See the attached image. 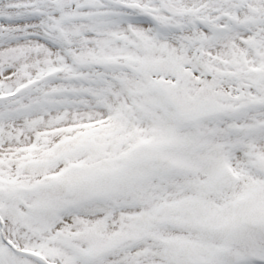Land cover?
I'll use <instances>...</instances> for the list:
<instances>
[{"label": "snow or ice", "instance_id": "6c2138e0", "mask_svg": "<svg viewBox=\"0 0 264 264\" xmlns=\"http://www.w3.org/2000/svg\"><path fill=\"white\" fill-rule=\"evenodd\" d=\"M0 264H264V0H0Z\"/></svg>", "mask_w": 264, "mask_h": 264}]
</instances>
